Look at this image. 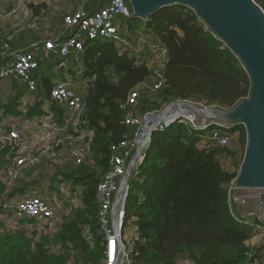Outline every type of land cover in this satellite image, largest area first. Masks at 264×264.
<instances>
[{"label":"trees","instance_id":"16d2710c","mask_svg":"<svg viewBox=\"0 0 264 264\" xmlns=\"http://www.w3.org/2000/svg\"><path fill=\"white\" fill-rule=\"evenodd\" d=\"M254 1L264 11V0ZM86 5L91 12L105 2L88 0ZM119 26L121 47L86 41L78 61L70 59L69 71L56 70L57 59L41 64L33 74L35 92L16 82L0 84V136L9 134L12 117L41 125L50 116L51 125L62 127L65 114L50 96L56 79L65 76L83 95L81 128L93 133L87 163L60 166L46 180L20 177L12 187L1 175L10 161L7 156H17L18 148L13 152L0 143V264H105L97 189L110 168L111 146L132 137L124 125L128 111L121 106L135 89L142 115L177 101L228 110L249 98L252 81L237 56L188 7H165L146 21L132 16ZM6 42L0 34V51ZM155 45L168 58L162 89L150 92L143 87L153 84ZM210 132L178 121L155 133L127 202L125 224L134 218L138 235L130 254L133 264H264V241L257 247L250 243L263 223H247L229 206L228 188L239 175L245 152L237 162L235 152L218 147ZM227 132L238 136L245 151L246 128L233 126ZM226 161L233 166L226 169ZM59 194L65 205L51 222L61 215L55 226L18 229L35 221L14 217L17 202L35 195L54 205ZM74 198H80L77 205L70 203ZM10 222L15 223L12 229Z\"/></svg>","mask_w":264,"mask_h":264},{"label":"built area","instance_id":"2783aa9c","mask_svg":"<svg viewBox=\"0 0 264 264\" xmlns=\"http://www.w3.org/2000/svg\"><path fill=\"white\" fill-rule=\"evenodd\" d=\"M26 0H13L16 8H9L0 11V24L6 21L8 17H13L18 13V7L25 3ZM104 1L103 8L95 9L91 12L86 11L85 6H81L78 10L64 16V31L66 39L62 42L56 41H35L31 43L26 49L12 48L9 44L13 42L14 36L5 32L7 42L2 46L0 51V84L9 82H16L26 85L31 92L37 90V86L33 79V74L37 71L41 64L57 59L58 64L56 70L69 71L70 59L75 58L77 61L85 49L86 41L105 40L113 43H122L123 38L119 29V24L125 19L133 16L125 0H100ZM29 28L36 29L32 24ZM141 51V46L136 49ZM152 53L156 60L162 62L160 72L154 70L153 86H145L150 92L162 89L164 85L163 72L168 58V53L165 49L157 45L152 47ZM65 76V80H56L51 90V101L58 104L61 111L65 114L63 118V126L56 128L48 121L50 116L43 118L42 124H35L37 126H44L49 123L50 126L55 127L60 132H66L71 128H81L82 118L85 113V105L83 95L73 85V82ZM146 85V84H145ZM144 88V87H143ZM140 91L135 89L128 97L121 109L128 111L124 125L126 127L136 128L137 131L131 138H126L120 143L111 146L112 156L109 161V171L104 180L99 184L97 189V200L99 203L98 220L101 231L106 239V261L105 264H132L127 246L125 244V219L127 213V202L132 189V184L135 180V173L138 172L139 167L144 163L146 156L143 153L140 156L137 171L131 174L132 171V157L134 149L137 144L142 143L147 136L149 139L147 143H152L151 135L153 130H156L157 125L164 130L176 122H189V126L196 130L211 129L210 139L217 144L218 147L228 148L231 146L234 137L227 131L229 125L219 122L218 120L210 119L208 122L202 124L194 123L188 117H183L173 123L172 119L175 115L181 113L193 114V116H206V110L200 109L192 102L177 101L169 105L168 110L154 111L140 116L137 113V106L139 103ZM186 105L196 109V113H192L190 108ZM167 107V108H168ZM178 109L175 114H172L173 109ZM176 117V116H175ZM178 117V115H177ZM31 124V123H30ZM26 130V129H25ZM85 130V133L90 137L85 149L74 146L73 143L67 145L70 148V158L75 165L84 164L90 154V147L92 144L93 133ZM22 132L19 128H15L7 136H0L5 138L8 143H17ZM0 143H3L0 140ZM5 144V143H3ZM151 145V144H150ZM65 146L61 140H57L54 145L55 149ZM28 159L18 155L15 163L16 167L10 169L9 187L21 177L20 170L27 166ZM32 161L31 164H34ZM232 185H236L233 183ZM230 190V189H229ZM230 200L229 206L234 211L235 206L240 202V199L233 196L232 190L229 191ZM59 205H51L40 196H28L15 205V218L21 220H34L37 222H47L53 227L52 221L55 220ZM264 207V200L262 201ZM262 222V219L259 218ZM263 223V222H262ZM259 233H264V223L257 226ZM261 235V234H260ZM192 264L190 262H182Z\"/></svg>","mask_w":264,"mask_h":264},{"label":"water","instance_id":"95a60500","mask_svg":"<svg viewBox=\"0 0 264 264\" xmlns=\"http://www.w3.org/2000/svg\"><path fill=\"white\" fill-rule=\"evenodd\" d=\"M133 17L148 20L165 7L183 5L237 56L252 81L249 98L215 119L247 131L244 162L235 181L239 190H264V11L253 0H125ZM192 113L196 109L189 105ZM264 223V209L262 212Z\"/></svg>","mask_w":264,"mask_h":264},{"label":"rangeland","instance_id":"374dc122","mask_svg":"<svg viewBox=\"0 0 264 264\" xmlns=\"http://www.w3.org/2000/svg\"><path fill=\"white\" fill-rule=\"evenodd\" d=\"M59 1V0H56ZM67 2H62V4L65 7V10L62 7L60 9L61 10H56L55 14L52 15V18L54 20V22L58 21L60 22V17L61 14L63 13H72L74 11H76V9L78 8L79 5L76 4L77 0H66ZM254 1V0H253ZM4 2V0H0V3ZM8 2V1H6ZM255 3V1H254ZM60 4V3H59ZM263 11V10H262ZM52 12V11H51ZM8 34H10V32H6ZM117 47H121L120 43H116ZM159 61L156 62V60H154L153 62V68L154 70H156L157 72H160V68L162 65V62L160 61V59H158ZM68 80V78H66ZM56 80H65L64 77H59ZM154 84H146L145 86H153ZM144 86V90H148L146 87ZM149 91V90H148ZM193 105H197V104H193ZM200 109L206 110V112L208 111L209 114L206 113V116H200V117H196L193 116V114H186V113H179L177 115H175L172 119L173 123L175 121H177L178 119H182L183 121H185V119L183 117H188L189 119H191L192 121H194V123H198V124H202L204 122H208V117L210 119L213 118V120L215 119V114L218 110H223V109H216L214 107H209V106H205L204 104L202 105H197ZM171 107V106H170ZM170 107L166 108V110H168ZM163 111V112H165ZM137 113H138V109H137ZM138 115L140 116H144L140 113H138ZM47 119V117H46ZM12 128L9 131V134L12 132L13 129L17 128V126L21 127L26 126L25 129L21 128L19 129L22 132V137L21 139L14 145V146H10L9 144H7V140H5V138H0V140H2L3 143H1L3 145V147L5 148V146H9L11 148V150L14 152L16 148H18V151L16 152V155H21L22 157L28 159L27 161V166L24 169L20 170V175L22 178H41L43 180H46L49 177H52L53 172L56 171L57 168H59L60 166H72L75 164L73 163V161L70 158V148L67 147L68 144L73 143L74 146H77L79 148L85 149L86 145L89 142L90 137H88V135L85 133V130L83 128L77 127V128H73V129H69L66 132H60V130H57L55 127L50 126L49 123H46L44 126H37L35 124H30V122H26V120L21 119V118H15L12 117ZM185 126L190 125L188 121L184 122ZM230 127H233L232 125H230ZM128 129L131 130V134H135L137 129L133 128V127H127ZM166 129V128H165ZM164 129V130H165ZM164 130H161V128L159 127V125H157L156 130H153L152 135H151V139L153 141L155 133L156 132H163ZM8 134V135H9ZM1 136H7V134H1ZM234 140L230 146V148L235 152L236 155V161L237 162H242V158H243V154L244 152L246 153V148L244 151V146L240 145L239 143V138L237 135L233 136ZM130 138V137H129ZM149 139V136H147L145 138V140L142 143L137 144L136 148L134 149L133 152V157H132V171L131 174H133L135 171H137L138 168V163L140 160V156L143 153V155L145 154V156L148 153V150L150 149V144L147 143ZM57 140H61L65 146L59 148V149H55L54 145L57 142ZM151 141V142H152ZM1 147V148H3ZM202 147V146H201ZM3 150V149H2ZM90 154H91V150H90ZM8 157L7 156V160L8 164L5 168V170H3L1 178L4 181V183H6V185H9L10 182V169L16 167V157ZM32 161H35L34 164H31ZM234 162V161H233ZM244 162V161H243ZM87 163V162H86ZM66 166V167H67ZM224 166L227 168H230L233 166V164H231V161H226ZM140 168V167H139ZM47 188V187H46ZM44 188V189H46ZM230 189L229 191L232 190V197L235 196L237 198H239L240 200L243 201H252L255 202V206L257 205L259 207L260 210V215L258 216L259 218H261L262 216V212L264 207L262 206V201L264 200V190H246V192H243L242 190H239L236 188V185H231L229 186ZM68 195V194H66ZM35 196V195H34ZM70 196H72V194H70ZM55 199V205H59L57 209H62L65 201L64 196L59 195H55L54 196ZM70 199V198H69ZM80 198H74L72 199V203L73 205H77L79 202ZM70 201V200H69ZM61 215H58V220L60 218ZM14 217H15V213H14ZM25 221V220H24ZM55 221L53 223V226L56 225ZM126 223V222H125ZM14 222H10L9 224H7V226L9 227V229H12L15 227ZM47 222H37L35 221L33 224H25L23 226H18V229H23L26 228L27 231H32V230H42L43 227L45 228V226H47ZM50 227V226H49ZM124 233H125V244L127 246V250L129 252V255L131 254L132 250H133V246L135 241L137 240V227H136V223H135V219L133 218L130 222H128V224H125V228H124ZM261 234V235H260ZM260 234H256L255 236H257L255 238V246L253 247H257L259 246L263 241H264V233L261 232ZM133 264V263H132ZM181 264H186V263H181Z\"/></svg>","mask_w":264,"mask_h":264},{"label":"crops","instance_id":"0c3cea01","mask_svg":"<svg viewBox=\"0 0 264 264\" xmlns=\"http://www.w3.org/2000/svg\"><path fill=\"white\" fill-rule=\"evenodd\" d=\"M64 1L67 2L66 0H26L23 5L17 6V15L8 17L6 21L0 24V34L5 37L3 34H5L6 31H10L11 35L14 36L13 45L17 49H26L35 41H64L66 35L64 31V22L61 20V17L68 14H61L60 22H54V20L51 19L56 10H61V4ZM86 3H88V0H77L76 4L79 6L76 10L81 6L88 7ZM63 4L62 7L65 10ZM10 7L16 8L13 0H4V2L0 3V11L9 9ZM36 9H39L38 13ZM32 24L37 28L32 29L28 27V25ZM242 191L246 192V190ZM234 211L237 218L251 224L254 223L255 219H259L258 216L260 215L259 207L257 205L255 206V202L252 201L240 200L235 206ZM256 237L250 242L252 246H255Z\"/></svg>","mask_w":264,"mask_h":264},{"label":"bare ground","instance_id":"6f19581e","mask_svg":"<svg viewBox=\"0 0 264 264\" xmlns=\"http://www.w3.org/2000/svg\"><path fill=\"white\" fill-rule=\"evenodd\" d=\"M178 109H180V108H178ZM178 109H173V112H171L172 114H175L177 111H178ZM205 113H207V114H209V112L207 111V112H205Z\"/></svg>","mask_w":264,"mask_h":264}]
</instances>
